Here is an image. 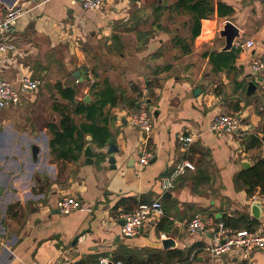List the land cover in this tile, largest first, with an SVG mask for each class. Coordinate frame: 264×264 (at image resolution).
Masks as SVG:
<instances>
[{"label":"crops","instance_id":"obj_1","mask_svg":"<svg viewBox=\"0 0 264 264\" xmlns=\"http://www.w3.org/2000/svg\"><path fill=\"white\" fill-rule=\"evenodd\" d=\"M142 1L104 0L102 10L93 12L72 0H0L9 8L26 7L10 39L16 51L0 57V78L16 87L19 76L27 72L41 81L36 93H22L18 106L0 110V264H96L104 256L115 260L142 251L186 252L192 247L187 264H264V250L246 259L237 252L213 258L203 250L209 234L186 231L195 216L212 227L227 215L244 217L254 229L224 227L227 233H264L261 188L250 194L241 182L235 184L237 174L264 156V71L251 69L253 60L264 59V0H221L233 12L202 19L191 53H176L173 61L157 55L170 34H155L136 51L135 33L117 28L141 9ZM151 21L138 23L146 30ZM187 21L177 19L179 25ZM226 21L238 29L239 37L231 50L222 51L225 40L219 31ZM114 34L121 39L118 48L112 42ZM127 36L133 37L132 51L125 43ZM249 41L253 46L247 48ZM168 65V72L151 76L154 68ZM75 72L81 79L73 76ZM104 80L124 98L135 97L132 86L144 89L153 83L145 95L153 115L152 132L146 137L128 124L133 109L124 103L108 104L97 118L106 130L105 143L99 142L98 134L96 139L85 134L77 161L53 155L49 126L59 124L61 106L69 103L60 89H72L76 101L88 97L89 103L90 86ZM249 83L255 85L251 94ZM196 89L201 91L198 96ZM225 114H238L242 126L228 139L210 131L212 120ZM72 117L77 124L85 122L82 116ZM180 134L192 136L187 148L178 144ZM251 136L259 138L260 145L249 148ZM109 143L116 150L113 165L108 163ZM74 147L66 145L64 151ZM86 147L91 149L90 163L84 156ZM144 152L152 155L147 165L139 163ZM183 161L191 162L193 169L175 181L168 195L163 193L162 179ZM63 197L78 200L81 208L61 214L56 203ZM122 199H133L137 205L159 200L162 215L150 217L139 235L123 237L120 215L130 211L115 209ZM165 240L172 246L164 248Z\"/></svg>","mask_w":264,"mask_h":264},{"label":"trees","instance_id":"obj_2","mask_svg":"<svg viewBox=\"0 0 264 264\" xmlns=\"http://www.w3.org/2000/svg\"><path fill=\"white\" fill-rule=\"evenodd\" d=\"M151 16L152 21L149 23L148 28L141 29L139 19H146L141 9L131 14L126 22L117 28H122L124 32H134L136 37V51L143 48L148 41L153 38L156 32H164L170 34L171 39L167 45H162L159 49V54L171 55L176 52L180 56H185L191 53L194 40L197 38L200 32V22L202 19L211 17L215 12L218 17L229 16L233 11L230 7L221 3V0H217L214 5V0H172L171 3H167L166 0H155L153 5L151 3ZM142 13V14H140ZM166 16V23L163 22V17ZM188 19L187 22L178 24L177 19ZM144 21L143 24H146ZM112 42L115 47L118 48L121 44L119 35L114 34L112 36ZM156 55V54H155ZM172 56V55H171ZM222 65L225 61H222ZM171 66H165L164 68H154L151 71V76L155 77L161 73L168 72ZM153 87V83H150L145 87L147 91H150ZM134 98H124L119 95L117 90L109 85L107 80L102 82L93 83L89 88V95L91 101L85 103L83 101H76V92L72 89H60L61 95H63L69 103L61 106V119L58 125L51 124L49 126L52 133V139L49 141L50 151L53 155L60 158H69L77 161L79 153H81L84 146V135L91 134L97 138L102 144L105 143L107 138L104 137L106 130L105 127H100L97 124V118L103 114L104 108L109 104L115 106L118 102L124 103L130 110H137L140 107L142 98V89L136 86L131 87ZM62 96V97H63ZM72 116H82L85 122L77 124ZM89 122V123H87ZM98 125V126H97ZM264 137L262 138V140ZM248 147L254 148L260 145L259 138L251 136L247 139ZM74 143V150L64 151L66 145ZM75 151V155H73ZM73 155V156H70ZM102 161V158L101 160ZM241 182L242 187L246 188L251 194L255 187L261 188V195H264V158H259L255 165L247 170H242L235 177V184ZM137 206V202L133 199H122L118 202L115 209L119 207L126 208L131 211ZM220 222L225 228L232 229H247L254 231L251 221L246 220L244 217L234 219L227 215H223ZM195 247L188 249L186 252L179 250L166 251L164 253H155L142 251L134 255H122L115 260H122L124 264H171L176 262L177 264H187L194 252Z\"/></svg>","mask_w":264,"mask_h":264},{"label":"built area","instance_id":"obj_3","mask_svg":"<svg viewBox=\"0 0 264 264\" xmlns=\"http://www.w3.org/2000/svg\"><path fill=\"white\" fill-rule=\"evenodd\" d=\"M72 1L80 5L85 11H101L104 5V0ZM24 2V4L34 2L42 3L44 0H24ZM25 10L26 7L23 4L14 5L9 8L0 3V57H6L16 51V46L10 39L17 22L24 15ZM245 46L250 48L253 46V42L249 41ZM251 69L254 73L263 72L264 59L253 60ZM40 85L41 81L33 78L31 74L27 72L19 76L16 87L0 78V110L18 106L21 102V95L23 92L35 93L38 91ZM146 94V89H144L140 107L137 110L129 112L127 121L131 127L138 129L147 137L153 130V115L146 107ZM241 127V118L238 114H225L218 115L212 120L210 131L218 137H224L227 133H234L241 130ZM177 141L183 148H187L192 143L193 139L191 135L187 136L185 134H180ZM151 157V153L144 152L139 163L141 165H147ZM192 169L193 165L189 161H183L178 164L168 176L162 179L160 186L161 191L164 193L173 189L175 181L186 171ZM56 208L61 214L67 215L79 210L81 208V203L74 198L63 197L57 201ZM162 210V204L157 200L150 203H140L132 211L121 214L120 218L124 221L120 229L121 235L126 238L139 235L143 224L152 216L162 215ZM186 231L188 233H208L209 243L203 250L213 258L237 252L243 259H246L252 252L264 250V233L243 230L227 233L221 223L209 227L200 216L193 217L186 224ZM96 264L124 263L120 260H113L109 256H104L99 258Z\"/></svg>","mask_w":264,"mask_h":264},{"label":"water","instance_id":"obj_4","mask_svg":"<svg viewBox=\"0 0 264 264\" xmlns=\"http://www.w3.org/2000/svg\"><path fill=\"white\" fill-rule=\"evenodd\" d=\"M219 36L224 38L225 40V46L223 47L222 51H229L232 49L234 40L237 39L239 37V31L238 29L229 21H226L222 27V29L219 31ZM75 78L81 79V73L79 72H75L73 75ZM255 89V85L253 83H249L248 84V88H247V93L251 94ZM200 89H196L194 91V95L198 96L200 94ZM89 98L86 97L84 99V102H88ZM107 152L110 154V159L108 160L109 164H115V159H114V153L116 152L115 149H113V144L109 143V148L107 150ZM84 156L86 158V160H89L88 162H91V149L89 147H86L85 151H84ZM243 167L246 168L247 165L243 164ZM59 212V211H58ZM124 224V221L122 220V225ZM77 240V239H76ZM172 241L171 240H165L163 242L164 248L167 247H171L172 245Z\"/></svg>","mask_w":264,"mask_h":264},{"label":"rangeland","instance_id":"obj_5","mask_svg":"<svg viewBox=\"0 0 264 264\" xmlns=\"http://www.w3.org/2000/svg\"><path fill=\"white\" fill-rule=\"evenodd\" d=\"M155 0H143L142 1V6H141V10H142V12H143V14H144V17H146V19H150V20H152V16H151V7H150V5H151V3H152V5H153V2H154ZM140 14H142V13H140ZM166 18V16H164L162 19H165ZM179 19V18H178ZM181 19H183V18H181ZM166 23V22H165ZM145 27V26H144ZM160 35H161V33L160 32H156V37H160ZM125 43H129V49L131 48V43L132 42H134V40H133V37H125ZM157 42V41H156ZM165 45H167V43L165 44ZM131 51L133 50V49H130ZM172 55V56H171ZM171 55H167L166 57H167V61H173V59H175V58H173V56H175V55H177L176 54V52H173ZM179 64V63H178ZM144 88V87H143ZM145 89V88H144ZM144 89H142V90H144ZM37 92V91H36ZM35 92V93H36ZM233 133H227L226 135H225V138L226 139H228V137H230L231 135H232ZM167 195L169 194L168 192L166 193Z\"/></svg>","mask_w":264,"mask_h":264}]
</instances>
